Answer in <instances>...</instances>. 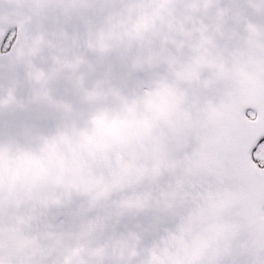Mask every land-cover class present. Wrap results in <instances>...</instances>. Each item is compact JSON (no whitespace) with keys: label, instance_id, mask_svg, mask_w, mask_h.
<instances>
[{"label":"snow or ice","instance_id":"6c2138e0","mask_svg":"<svg viewBox=\"0 0 264 264\" xmlns=\"http://www.w3.org/2000/svg\"><path fill=\"white\" fill-rule=\"evenodd\" d=\"M0 264H264V0H0Z\"/></svg>","mask_w":264,"mask_h":264}]
</instances>
